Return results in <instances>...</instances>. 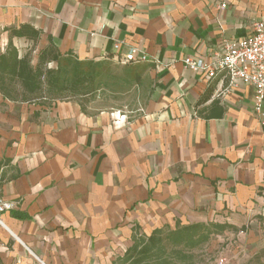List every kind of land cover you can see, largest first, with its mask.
I'll return each instance as SVG.
<instances>
[{"label":"crops","instance_id":"0c3cea01","mask_svg":"<svg viewBox=\"0 0 264 264\" xmlns=\"http://www.w3.org/2000/svg\"><path fill=\"white\" fill-rule=\"evenodd\" d=\"M264 23V0H0V52L36 64L50 42L79 60L144 55L138 115L0 95V264H113L135 233L264 217V118L253 88L183 64ZM28 26L31 37L11 36ZM264 112V103L262 105Z\"/></svg>","mask_w":264,"mask_h":264},{"label":"trees","instance_id":"16d2710c","mask_svg":"<svg viewBox=\"0 0 264 264\" xmlns=\"http://www.w3.org/2000/svg\"><path fill=\"white\" fill-rule=\"evenodd\" d=\"M9 33L31 37L34 41L38 38V32L28 26L10 29ZM112 64L111 60H79L69 53L61 54L50 42L40 50L33 65L29 56L19 57L9 41L0 52V95L3 100L38 106L74 101L87 113L88 105L102 89L117 94L128 87H141L144 67L127 63L116 72ZM224 231L243 229L212 222L178 223L172 231L156 229L148 236L135 233L132 245L113 264H190L191 250Z\"/></svg>","mask_w":264,"mask_h":264},{"label":"built area","instance_id":"2783aa9c","mask_svg":"<svg viewBox=\"0 0 264 264\" xmlns=\"http://www.w3.org/2000/svg\"><path fill=\"white\" fill-rule=\"evenodd\" d=\"M237 0H217L219 10L228 9ZM222 52L215 54L210 62L202 59H183V64L196 73L212 79L218 75L227 77L231 84H243L253 88V111L264 118V23L254 21L250 32L238 40H224ZM131 49L123 58L116 61L120 64H139L146 61L144 55H138ZM264 126V120L261 122ZM14 209V203L0 198V215ZM0 225H3L0 219ZM39 264H43L36 258Z\"/></svg>","mask_w":264,"mask_h":264},{"label":"rangeland","instance_id":"374dc122","mask_svg":"<svg viewBox=\"0 0 264 264\" xmlns=\"http://www.w3.org/2000/svg\"><path fill=\"white\" fill-rule=\"evenodd\" d=\"M123 66L112 64L116 72ZM144 98L142 87H128L117 94L102 89L88 105L87 112L119 111L134 117L140 113ZM241 229L212 235L206 244L190 251V264H264V217Z\"/></svg>","mask_w":264,"mask_h":264}]
</instances>
